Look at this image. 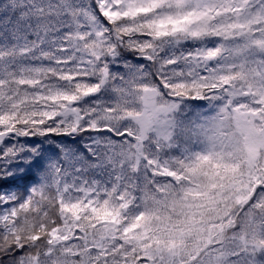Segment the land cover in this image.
<instances>
[{"label": "snow or ice", "instance_id": "snow-or-ice-1", "mask_svg": "<svg viewBox=\"0 0 264 264\" xmlns=\"http://www.w3.org/2000/svg\"><path fill=\"white\" fill-rule=\"evenodd\" d=\"M0 264H264V0H0Z\"/></svg>", "mask_w": 264, "mask_h": 264}]
</instances>
